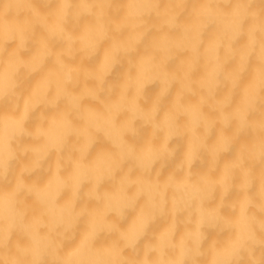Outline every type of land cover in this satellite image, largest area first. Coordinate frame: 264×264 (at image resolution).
I'll return each instance as SVG.
<instances>
[{
	"label": "clouds",
	"instance_id": "obj_1",
	"mask_svg": "<svg viewBox=\"0 0 264 264\" xmlns=\"http://www.w3.org/2000/svg\"><path fill=\"white\" fill-rule=\"evenodd\" d=\"M257 5H264V0H204L196 26L189 27L185 17L193 19L196 0H0V109L18 117L0 121V264H264V6ZM125 12L120 31L131 33L127 38L114 28V21ZM52 20L57 30L48 32L46 24ZM209 30L215 32L216 44L210 49V68L199 88L203 100L185 103L196 90L193 73L201 63ZM38 31L45 41L59 38L64 49L57 58L55 50L46 47L38 58L33 71L55 58L56 77L21 113L22 53L31 55ZM154 33L163 37L159 43L154 42ZM106 43L111 44V54L104 57L103 74L90 78L92 85L82 92L74 91L85 77L67 66L64 56L79 55L89 62L98 57V61ZM225 46L230 49L227 63L239 60L240 66L232 92L221 100L219 93L229 83L227 63L221 62ZM141 49L140 78L130 69L126 84H121L122 75L109 79L124 57L134 65ZM189 50L187 71H169L177 54ZM252 73L256 83L234 113L239 86ZM153 84L158 85L157 94L149 101L145 90ZM85 99L99 103L101 110L86 109ZM210 105L214 116L207 112ZM40 106L56 114L55 122L42 147H29L25 142L36 139L29 124ZM122 111L133 114L123 126L118 119ZM185 115L187 128L182 131L179 120ZM85 116L88 124L82 129L77 122ZM137 122L144 126L138 127ZM43 125L47 127L46 119ZM149 127L152 149L141 153L138 149L149 139L148 131L142 136L141 129ZM189 132L193 147L186 157L183 148L177 158L172 141L186 139ZM105 137L113 150L93 156ZM129 137L138 142L129 145ZM213 137L220 140V147L210 156L203 145ZM73 138L79 143L73 145ZM228 153L233 163L223 169L220 182L196 179L197 170L214 177ZM53 156L54 168L49 165ZM197 163L203 167L194 170ZM169 164L167 173L180 180L187 172V183L162 190L153 178L159 181ZM126 165L132 166L128 175L138 172L144 183L134 195V184L121 183L120 192L109 198L107 215L125 221L146 200V215L138 230L123 247L121 242L107 250L97 241L113 235L118 225H108L107 216L101 217L66 255V241L79 237L82 202L91 200L93 193L103 200L102 185L120 177ZM66 167L71 169L68 175ZM38 173L54 175L55 180L45 179L47 187L38 190L29 179ZM233 192L236 195L229 199ZM29 199H34L38 214L28 205ZM62 201L66 202L62 205ZM225 208L230 214L224 213ZM165 215L172 217L173 228L165 237L163 255L149 252L145 259L139 246L148 239L155 220ZM181 225H187V232L177 243ZM210 230L217 237L226 235L209 240ZM128 248L134 252L131 257L125 255Z\"/></svg>",
	"mask_w": 264,
	"mask_h": 264
},
{
	"label": "bare ground",
	"instance_id": "obj_2",
	"mask_svg": "<svg viewBox=\"0 0 264 264\" xmlns=\"http://www.w3.org/2000/svg\"><path fill=\"white\" fill-rule=\"evenodd\" d=\"M204 0H196L197 7L194 10V17L190 21L187 17H185V22L189 27H195L197 24V18L199 16V4L203 3ZM38 7H43L42 5H37ZM257 6H264V5H257ZM125 15L126 12L121 14L119 20L114 21V28L116 29L117 35L122 36L124 38H127L131 33L127 32H121L120 29L122 25L125 22ZM46 28L48 32H55L57 30V23L55 20H52L51 23L46 24ZM43 33L38 31L37 39L33 42L34 47L31 49V55L27 56L29 53L25 52L22 53V55H25L22 58V62L24 65V71L21 73V88L24 93V100L21 103V113H23L24 106L29 103H34L36 99H39L43 93L45 84L47 81L55 80L56 73H57V62L56 59H51L47 62L46 66L43 69L33 71V69L36 66V63L38 62V58L43 54L46 47H50L55 50L56 57H60L64 45L61 42L59 38L55 39H48L47 41L43 40L42 37ZM209 39L207 40V43L205 45V48L201 51V63L197 70L193 73V80L196 82V90L193 95L187 96L185 98V103L190 104H196L199 103L201 100H203V96L200 94L199 88L200 85L204 82L206 74L210 68L209 65V56H210V49L215 46L216 44V36L215 32L212 30H209L208 32ZM163 37H157V34H153V40L155 43H159V40ZM241 46H243V42H241ZM11 47V45H9ZM17 46L13 45V51H16ZM229 51L230 49L225 46L224 53L221 56V62L227 63L229 61ZM102 55L99 58L98 61H95V59H98V57L94 58L93 61H86L83 59L82 56H75L72 58H68L67 56H64V63L69 67H74L76 71H82L85 77V80L81 81V84L78 88L74 89L76 92H82L86 86L90 87L93 83V80L90 79L92 77H99L104 72V57L111 54V44L106 43L102 50ZM191 57V51H187L186 53H178L177 54V62L174 64L168 65V70L173 72H180L183 74L187 71L188 63ZM142 58H143V49L140 50L139 55L136 58L135 64L133 65L131 61L124 57V63L122 65L117 66L112 75L109 77L110 80H116L119 78V75L123 76V80L121 81V84H126L128 82V72L130 69H134L133 76L136 78L141 77V73L143 71L142 69ZM240 66V61L236 60L232 63H227L226 67V73L228 78V87L227 89H222L219 93V97L222 100L225 96L229 95L232 92L233 87V81L236 79V72ZM256 83V77L255 74L252 73L251 75H245L243 78V83L239 86L238 94L235 98V104L233 106V112L238 113L240 110V106L242 102L246 99L248 96L250 90L252 87H254ZM183 84V82H182ZM181 84V86H182ZM158 85L153 84L146 88L145 90V96L150 101L152 96H155L157 93ZM51 94H55V85L53 86V89L51 90ZM119 99V93H117L116 101ZM114 101V103L116 102ZM172 103H175V100L173 99ZM84 105L86 109L91 110H101V105L97 103L96 101L92 99H85ZM207 112L209 115H213L214 113L212 111V106L210 105L207 108ZM55 113L47 111V109L44 106H40L38 109L35 110V116L33 117V121L30 122L29 127L31 128L33 132V136L36 138L33 141H26L25 143L29 147H42L47 140V134L48 129L53 125L55 122ZM133 117V114L129 112H120L119 113V122L121 126L125 124V122L131 120ZM18 117L13 116V114L5 109H0V121H11L13 119H17ZM47 120L48 125L45 127L43 125V121ZM163 120V116L161 118ZM187 122L188 117L182 116L179 120L180 126L182 131L187 128ZM78 126L80 128H87V117L85 116L83 121L77 122ZM138 127H143V123L139 125V122H137ZM148 131L149 139L144 143V145L138 149L141 153H147L151 151L152 144H151V133L153 131L152 127L142 128L141 129V135H146ZM217 132L220 133L222 136L223 133L221 132L220 128H217ZM43 137L44 139H40ZM214 138V137H213ZM129 145H132L134 142H138L135 140V138L129 137L128 138ZM212 138H210V141L207 145H203L208 155L214 156L215 152L220 147V140L217 138H214L211 141ZM203 140V138H202ZM73 145H76L79 143L75 138L71 141ZM173 148L177 147V158L180 156V154L183 151L184 148V155L187 156V153L192 149L193 147V138L191 133L189 132L186 139L182 137V139L177 138L172 141ZM113 150V144L108 141V139L101 138L100 141L97 143L96 148L93 150V156H96L97 154H103V153H109ZM231 153L225 154L222 159L223 160V167L215 174V176H209L207 172L203 175L200 174V170H197L195 173L196 179L203 181V182H209L210 180L215 179L216 182H220L223 179V169L230 167L233 161L230 160ZM238 155V154H237ZM206 161V157H205ZM49 165H51L53 168L55 167V156H53L49 160ZM171 164H169L163 171L164 175L159 180L156 181L155 177L153 178V184L158 183L160 188L166 189L170 185L173 187L182 185L184 183H187V172L185 173V176L181 178L180 180H177L171 173H167L170 168ZM131 165H126L120 175V177L116 178L113 181H105L102 185L101 194L103 195V200H100L96 197V194L93 193V198L91 200L85 199L81 206L78 209V212H81L84 214V218L80 221V226L78 229L79 237L75 240L68 239L66 241V248L67 253L66 255L70 256L72 252L75 250L76 247L79 246L80 241L83 240L89 232L90 226L100 220L101 217L107 216V220L105 221L106 224L112 225L116 224L118 225L116 227V232L113 235H105L100 238V241L98 240L97 243H100V246H105L107 250H112L117 243H121V247H123L124 244H127L130 240L132 234L138 230L139 227V221L142 217L146 215V200H142L138 207L134 210H132L131 213H129V216L127 217V220L125 221H119L116 216L114 215H107L109 211V198L116 196L120 192V185L121 183L125 184H134L135 187L132 188V194L134 195L141 187V185L144 183L142 180V177L137 172L136 174L129 176L128 171L131 168ZM159 167V166H158ZM203 166H201L199 163L194 165V170L201 169ZM65 175H68L71 172L70 168L64 169ZM30 183L37 186L38 190H43L47 187L46 183H43L45 179L49 181H54L55 176L51 177H42L39 173L36 174L33 177H30ZM236 195L235 192L230 194L229 199L234 197ZM66 201H62L65 203ZM28 205H30L33 209H36L38 214V209L35 205L34 199H29L27 201ZM225 214H230L227 208L224 210ZM173 228V219L170 215H165L162 218H158L155 220V222L152 224L149 237L144 242L141 243L140 251L143 258H147L149 252H154L156 256H162L163 252V246H164V240L167 234L172 230ZM187 232V225H181L179 234L177 236V243H179L180 240H182ZM223 235L221 234L219 237H217V233L214 230H210L208 232V239L211 240L212 238H222ZM155 236V241L153 242L151 240V237ZM207 243V241H206ZM259 251V250H258ZM125 255L128 257H131L134 255V252L131 248H128L125 252Z\"/></svg>",
	"mask_w": 264,
	"mask_h": 264
}]
</instances>
